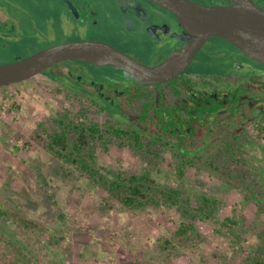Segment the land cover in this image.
Masks as SVG:
<instances>
[{
	"label": "trees",
	"instance_id": "1",
	"mask_svg": "<svg viewBox=\"0 0 264 264\" xmlns=\"http://www.w3.org/2000/svg\"><path fill=\"white\" fill-rule=\"evenodd\" d=\"M80 65L102 72L100 68L86 63L65 62L55 66L54 73L58 75L60 84L72 94L94 100L81 91L73 90L70 78L61 72L63 67H77L79 71L76 73L87 82L96 81L87 73L81 74L83 69ZM106 69L121 76V72ZM124 81L104 75L103 81L98 83H103L104 91L109 89L113 92L120 87L126 94L127 105L134 117L129 111L120 112L115 105L104 102V111L112 115L121 113V118L103 125L88 118L85 110L78 113L65 110L53 119L50 130L42 127L33 134V140L45 152L72 170L69 172L62 166L55 176L70 178L73 173H78L89 187L105 195L104 211L111 208V204L135 212L160 206L174 209L181 222L169 238L159 240L158 248L162 253L178 252L183 246H191L190 250L197 248V242L202 238L200 228L207 225L217 234L227 235L233 248L242 251V264H264V147L259 144L264 129L259 128L256 137L247 129L213 133L211 125L215 121L211 118H178L182 101L198 100L200 93L198 83H193L186 74L152 88L129 85ZM207 100L212 104L207 110L212 115L220 106L213 103L210 96ZM200 108L203 111L204 107ZM197 123L200 130L203 127V132L199 134H196ZM116 142L141 161L143 168L121 170L100 166L97 156L99 147L108 151ZM190 175L197 179L195 185L203 186L200 180L204 179L217 184L220 191L238 194L244 209L253 207V216L258 215V220L249 221L246 210L244 214L235 210L233 214L226 215L227 203L189 183ZM170 178L175 180L174 184L166 182ZM18 214L0 203V221L14 224L10 232L0 228V249H4L2 264H37V256L17 236L20 227L37 241L39 249L46 251L49 264L59 262V256L62 257L60 264H63L66 252L53 250L52 247L59 246V241L65 240L64 236L58 238L57 231L46 229L49 237L44 239L39 232L43 230L42 226ZM64 217L60 216L61 219ZM249 236L257 237L261 243L245 248Z\"/></svg>",
	"mask_w": 264,
	"mask_h": 264
},
{
	"label": "rangeland",
	"instance_id": "2",
	"mask_svg": "<svg viewBox=\"0 0 264 264\" xmlns=\"http://www.w3.org/2000/svg\"><path fill=\"white\" fill-rule=\"evenodd\" d=\"M207 49L193 65L197 64L200 71L205 67L202 59L208 55ZM10 62L13 61L0 57V64ZM80 68L97 82H102L104 75L119 77L88 66L80 65ZM54 72L55 68H51L23 83L0 88V203L17 211L19 217L42 226L43 230L39 232L44 239L49 237L47 230L57 231L58 238L64 236L65 240L59 241V246L52 247L66 252L63 264H242V251L233 248L227 235H219L207 225L200 228L202 238L197 242V248L190 250L191 246H183L178 252L162 253L158 248L159 240L169 238L181 222L174 209L160 206L135 212L111 204L112 207L104 211L105 195L89 187L78 173H73L70 178L55 176L64 165L33 140L36 131L42 127L50 130L53 119L65 110L74 113L85 110L88 118L103 125L113 119L86 97L72 94L60 84ZM61 72L68 76L70 68L63 67ZM69 78L73 81L72 76ZM248 120L251 119L244 118V122ZM254 126L247 125V130L256 137ZM259 140L264 146V134ZM97 156L98 164L106 169L138 170L144 166L117 142L108 151L99 147ZM64 168L72 171L67 165ZM188 180L195 185L197 179L190 175ZM200 181L203 186L195 185L200 191L227 203L226 215L235 210L243 214L247 211L249 221L258 220V215L253 216V207L244 209L238 194L220 191L217 184L208 180ZM166 182L174 184L175 180L170 178ZM61 215L65 216L64 219L60 218ZM0 228L10 232L14 224L2 220ZM17 231L24 246L37 256V264H49L46 251L39 249L37 241L26 234L23 227ZM259 242L257 237L249 236L245 248ZM3 250L0 249V264L4 259ZM60 259L61 256L56 264H60Z\"/></svg>",
	"mask_w": 264,
	"mask_h": 264
},
{
	"label": "flooded vegetation",
	"instance_id": "3",
	"mask_svg": "<svg viewBox=\"0 0 264 264\" xmlns=\"http://www.w3.org/2000/svg\"><path fill=\"white\" fill-rule=\"evenodd\" d=\"M192 1L202 5L229 4L228 0ZM254 1L264 7V0ZM181 32L176 17L150 0H0V57L12 61L61 43L92 40L108 43L139 62L154 66L180 47L174 36ZM206 48L208 55L202 59L205 67L200 71L197 64L193 65ZM196 59L184 74L198 83V100L182 101L178 118H211L215 121L211 125L213 133L234 129L238 132L250 124H255L253 131L257 133L259 128L264 129V65L218 37L208 39ZM68 68L73 90L94 98L88 100L103 114L113 120L121 118V113L104 111V102L115 105L120 112L131 113L120 87L113 92L104 91L103 83L87 82L76 75L77 67ZM105 68L100 69L104 74L110 73ZM123 83L136 85L133 81ZM209 96L220 106L212 115L207 111L212 106ZM200 107H204L203 111ZM244 118L251 120L244 122ZM195 128L196 134L203 132L199 123Z\"/></svg>",
	"mask_w": 264,
	"mask_h": 264
},
{
	"label": "water",
	"instance_id": "4",
	"mask_svg": "<svg viewBox=\"0 0 264 264\" xmlns=\"http://www.w3.org/2000/svg\"><path fill=\"white\" fill-rule=\"evenodd\" d=\"M150 1L172 13L182 29L174 36L180 47L159 64L145 65L105 42L69 41L31 57L0 64V86L23 83L65 62L109 67L121 72L114 79L133 81L140 87L168 83L189 69L213 37L230 42L244 56L264 65V7L254 0H228V5H202L192 0Z\"/></svg>",
	"mask_w": 264,
	"mask_h": 264
},
{
	"label": "bare ground",
	"instance_id": "5",
	"mask_svg": "<svg viewBox=\"0 0 264 264\" xmlns=\"http://www.w3.org/2000/svg\"><path fill=\"white\" fill-rule=\"evenodd\" d=\"M176 57V55H173V58H175Z\"/></svg>",
	"mask_w": 264,
	"mask_h": 264
}]
</instances>
